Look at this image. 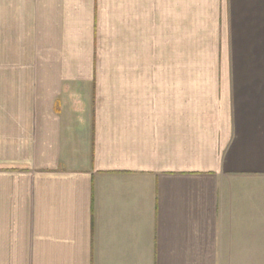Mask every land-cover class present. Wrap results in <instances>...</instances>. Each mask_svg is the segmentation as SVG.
<instances>
[{
    "label": "crops",
    "instance_id": "0c3cea01",
    "mask_svg": "<svg viewBox=\"0 0 264 264\" xmlns=\"http://www.w3.org/2000/svg\"><path fill=\"white\" fill-rule=\"evenodd\" d=\"M0 264H264V0H0Z\"/></svg>",
    "mask_w": 264,
    "mask_h": 264
}]
</instances>
